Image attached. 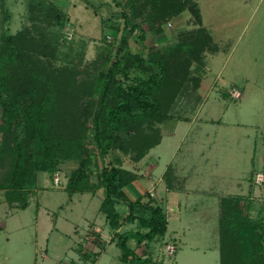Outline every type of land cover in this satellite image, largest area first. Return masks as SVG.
Here are the masks:
<instances>
[{"label":"rangeland","instance_id":"obj_1","mask_svg":"<svg viewBox=\"0 0 264 264\" xmlns=\"http://www.w3.org/2000/svg\"><path fill=\"white\" fill-rule=\"evenodd\" d=\"M45 1L57 4L68 18L62 29L50 30L55 66L79 72V81L95 78L104 69L106 57L115 55L120 41L111 44L114 40L108 38L115 34L114 28L123 25L121 15L127 0ZM193 1L201 10L203 27L214 41V48L204 55L205 67L192 69V77L201 80L200 89L195 91L190 83L169 106L172 118L156 125L161 135L160 144L141 161L134 160L135 154L128 150L129 146L126 151L118 146L108 157L123 169L145 175L150 169L144 165L145 161L153 166L159 157L161 166L154 173L158 178L179 146L175 163H188L192 182L199 180L214 191L209 196L187 198L178 220L174 218L175 207L168 212L165 210L166 235L147 242L151 264H221L216 195L227 194L225 189L234 193L237 190L235 178L250 169L247 182L256 186L255 191L253 188L252 194L242 198L246 199V210L252 217L264 219V0ZM35 2L37 0H4V3L0 0V37L31 28L30 7ZM198 29V24L186 11L172 20L162 35L153 34L143 25L142 31L131 38L130 50L147 56L153 50L166 51L192 41ZM142 75L134 71L123 84L131 87ZM87 101L85 98L82 102L85 108H88ZM1 118L0 108V125ZM87 127L85 144L94 156L90 181L96 186L101 164L91 121ZM173 130L176 134L171 138ZM247 134H256L258 140L257 155L251 164L243 152L249 147L245 140ZM154 136L157 138L156 134ZM122 137V145H127L130 135L123 132ZM9 143L5 139L2 145ZM78 167V162L66 161L55 173H39L37 188L29 195L26 210H19L18 204L9 202L6 193L0 190V264H121V251L114 244L108 245L99 259L95 254L104 245L101 233L93 227L97 215L99 222L105 223L104 215L99 212L102 190L72 197L66 191ZM10 168V161L0 166V186ZM172 173L169 167L167 177ZM56 178H60L59 186L55 184ZM155 192L151 194L154 196ZM197 204H204L206 209L199 207L194 213L192 208ZM168 243L175 244L173 253L166 251ZM129 247L136 250L137 239L130 240ZM77 254L80 258H76Z\"/></svg>","mask_w":264,"mask_h":264},{"label":"trees","instance_id":"obj_2","mask_svg":"<svg viewBox=\"0 0 264 264\" xmlns=\"http://www.w3.org/2000/svg\"><path fill=\"white\" fill-rule=\"evenodd\" d=\"M186 11L199 26L192 41L166 51L153 50L148 56L130 50L131 38L142 31L143 25L153 34L162 35L165 27ZM30 14L31 28L0 37V166L10 161L11 167L0 190L9 202L18 204L19 210H26L39 173L52 174L62 162L76 161L79 167L72 173L66 191L72 197L102 190L100 211L116 231L122 226L118 206L125 198L123 191L138 177L108 157L118 146L124 151L129 146L139 162L160 144L156 125L172 118L169 106L190 83L195 91L200 89L201 80L192 77V69L205 67L204 55L214 48L213 38L203 27L201 10L193 0H127L121 15L123 25L114 28L112 37L111 44L120 41L115 55L106 57L104 69L95 78L79 81V72L59 68L53 62L50 30L62 29L68 22L66 14L57 4L45 0L32 3ZM134 71L143 75L126 88L123 83ZM85 98L88 108L82 104ZM89 121L101 164L96 186L90 181L94 156L85 144ZM123 132L131 138L127 145H122ZM5 139L9 147L2 145ZM245 202L242 197L220 199L221 264H264V219L252 217ZM128 208L126 221L139 219L146 233L115 234L120 261L151 264V259H143L129 247V241L135 238L141 245L164 237L168 231L165 212L154 200L147 204L131 202ZM138 211L143 213L140 218Z\"/></svg>","mask_w":264,"mask_h":264},{"label":"crops","instance_id":"obj_3","mask_svg":"<svg viewBox=\"0 0 264 264\" xmlns=\"http://www.w3.org/2000/svg\"><path fill=\"white\" fill-rule=\"evenodd\" d=\"M238 125L243 126L245 124H238ZM175 134L176 131L174 132L173 130V136L171 138H174ZM256 134L245 135V140L249 142L248 145L249 147L244 149L243 152H245L249 164L254 163L257 155L258 140ZM178 150H179V146L173 151L172 160H170L165 164L158 178L155 177L154 173H157L159 167L161 166L159 164L161 158L159 157L157 161L155 160V162H153V166L147 164L145 161L144 165H148L150 167V169L147 170L148 171L147 175H145L143 172L131 171L138 177V179L133 184L125 188L123 191L125 198L120 201L121 204L118 206V212L121 215L122 226L118 230L114 231L109 227V224L106 220V216L100 211L101 207H99V212L104 215L103 221L105 223L103 222L100 223L99 222L100 216L97 215L95 218V223L93 224V227L96 230V232L101 233L100 234L101 242L104 243L102 250H99L98 248V251L97 250L95 251V254H98L97 257L98 259L101 257L102 252L106 250L108 245H112V244L116 245V239H115L116 233L118 234L137 233V232L146 233L145 230H142L140 228L139 219H137L135 222L126 221L127 217L130 214L128 203L141 201L143 204H147L149 203L150 200H154L155 203H157L159 206L163 208L164 212L165 210L168 212V209H170L171 207H175L174 209L175 211H173V213H175L174 218L175 220H178L180 219L181 207L187 198L195 195H206V196L212 195L211 192L214 191H210L211 189H209L207 186H203L202 182H199V180L196 182H192L191 176L189 174V170L191 168L190 165H188V163L186 162H182L180 164L175 163V156ZM142 162L141 164H143ZM169 167L172 168L173 173L172 175H170V177H167L166 173ZM251 172L252 170L250 169L246 174H243L242 176L235 178L234 182L237 185L236 188L237 190L234 193L232 190L228 191L227 189H225V191H227V194L223 192H219L220 194L216 195L218 199L217 200L218 204L220 203V199L222 198H226L229 196L244 197V196H248V194H252L253 188L255 191L256 186H254L253 183L248 184L247 182L248 179L247 175L251 174ZM253 180H255V177L253 178ZM40 182L41 181H39V183ZM247 185H248V189H247ZM251 185H253L254 187H251ZM154 190L156 192L155 195L153 196L151 192ZM92 196L94 197V195ZM103 199H104V195H102V202ZM199 207L201 209L204 208L206 209L204 204H202L201 206L197 204L192 208L194 213H197ZM167 212H165L166 217H168ZM136 215L140 218V216H142L143 213L138 211L136 212ZM146 215L147 214H145L144 216ZM96 221H98V224ZM168 245L175 246V244H171V243H168ZM147 248L148 247L146 242L142 243L141 245H139L137 242V248L136 250L135 249L133 250L136 252L137 255H139L143 259H147V258L151 259V255L147 251ZM168 254L171 255L170 253ZM76 258H80L78 254Z\"/></svg>","mask_w":264,"mask_h":264},{"label":"built area","instance_id":"obj_4","mask_svg":"<svg viewBox=\"0 0 264 264\" xmlns=\"http://www.w3.org/2000/svg\"><path fill=\"white\" fill-rule=\"evenodd\" d=\"M110 41H112L113 40V38L112 37H109L108 38ZM259 182H261V176H259ZM55 184H56V186H59L60 185V178H56L55 179ZM175 250V248L173 247V246H168L167 247V251L168 252H171V253H173V251Z\"/></svg>","mask_w":264,"mask_h":264}]
</instances>
